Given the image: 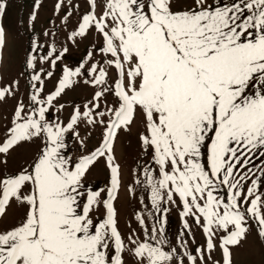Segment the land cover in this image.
Here are the masks:
<instances>
[{"label":"snow or ice","instance_id":"6c2138e0","mask_svg":"<svg viewBox=\"0 0 264 264\" xmlns=\"http://www.w3.org/2000/svg\"><path fill=\"white\" fill-rule=\"evenodd\" d=\"M89 3L95 7V0ZM4 10L0 3V13ZM90 25L103 35L100 51L113 57L106 63L114 65L121 76L115 92L119 107L108 109L112 118L101 146L73 165L61 149L65 147L64 133L77 123L80 112L76 110L63 127L44 120L45 107L39 108L38 116L25 117L23 104L17 106L0 153L42 134L46 143L31 171L0 179V215L13 198L28 206L19 226L0 232V264H123L120 253L125 246L112 204L120 183L112 142L119 129L130 126L138 109L145 119L140 140L145 149L152 148L159 166L158 180L145 172L152 186L153 206L159 210L162 190H167L169 201L178 195L182 217L193 216L198 225L203 219L209 259L216 247L213 237L221 230L226 233L219 247L223 264H231L230 249L247 238L249 218L264 240V199L254 192L257 180L244 194L241 180L247 174L239 179L234 175L237 169L251 172L250 157L264 149V0H232L221 5L193 0V7L183 11H173L172 0H106L102 15L85 14L73 35H83ZM4 35L0 27V46ZM28 66L32 67L31 58ZM92 71H96L95 65ZM79 72V68H65L47 102ZM105 76V69L100 68L92 83L102 84ZM32 79L39 81L40 76ZM249 88L257 89L254 96L246 94ZM11 94L8 87L0 89V99ZM38 94L36 89L31 100L35 102ZM101 95L96 92L94 99ZM85 109L83 116L95 123L87 104ZM205 145L206 166L200 162ZM105 155L111 170L108 199L103 201L107 215L94 223L90 212L99 204L100 192L88 191L81 208L85 196L81 181L96 159ZM259 171L264 175V166ZM28 185L31 191L25 194ZM222 186L228 189L227 202L214 195ZM241 199L248 202L243 211ZM137 219L143 224L139 214ZM184 226L188 227L187 222ZM129 240L135 245L134 255L142 262L147 259V264H171L176 255V249L169 253L147 241ZM110 243L115 255L109 258ZM196 251L203 264L202 250ZM185 255L196 264L195 256L187 251Z\"/></svg>","mask_w":264,"mask_h":264},{"label":"rangeland","instance_id":"374dc122","mask_svg":"<svg viewBox=\"0 0 264 264\" xmlns=\"http://www.w3.org/2000/svg\"><path fill=\"white\" fill-rule=\"evenodd\" d=\"M105 2L106 0H95L93 8L89 0H0L5 9L0 13V27L4 29L5 34L4 43L0 46V89L8 87L12 93L0 99V130L1 127L3 132L7 129L6 138L9 135L8 129L13 127L16 108L22 103L23 116H38L39 108L45 107L47 111L44 120L63 127L68 125L76 110L80 112L77 123L64 133L65 147L61 149V154L70 158L73 165L81 156L89 155L101 146L107 123L112 118L108 109L119 107L120 101L115 92L116 81L120 80L121 76L114 65L106 63L113 57L100 51L104 46V38L94 25H90L83 35L73 34L78 32L85 14L93 12L99 18L105 9ZM231 2L232 0H207L208 4L213 5ZM192 7L193 0H172L173 11L188 10ZM29 58L32 59V67L28 66ZM93 65L96 66L95 72L92 71ZM65 68L72 71L79 68L80 72L71 78L70 85L65 86L63 91L48 103L47 97L56 91ZM100 68H104L106 72L104 82L93 84L92 81L99 74ZM37 74L40 80L34 81L32 77ZM36 89H39V94L34 102L30 97L35 94ZM253 90L248 91V96H254ZM96 92H102V95L94 99ZM86 104L92 110L91 118L95 123H88V118L83 116ZM97 113L104 115L101 117ZM101 120L104 123H100ZM143 132L145 119L138 109L130 126L119 129L112 142L111 155L113 162L119 166L120 181L112 204L116 213V227L125 246L120 253L123 264H147V259L142 262L134 255L132 250L135 245L129 237L137 242L147 241L169 253L176 249L171 264H179L181 259L183 264H191L185 255L186 251L196 257V264H201L200 254L196 249H201L204 254L203 264H223L219 247L220 238L226 235L223 230L213 237L216 247L209 259L206 236L202 229L203 219L198 225L193 216L182 217L183 204L178 195L174 194L173 200L169 201L167 190H162L159 210L153 206L152 186L145 172L147 170L153 180L160 179V173L159 166L153 160L152 148L145 149L140 140V134ZM45 143V136L42 134L10 149L5 156L0 157V179L14 177L24 170L31 171V166ZM201 153L200 162L206 166V145L202 147ZM250 161L248 167L252 168V171L247 172L246 168L237 169L235 179L247 174V179L241 180L244 194L252 187V181L257 180L254 192L264 199V175L259 171V168L264 166V149H258L250 157ZM81 185L80 190L85 193L80 200L81 208L88 191L100 192V202L90 212V218L94 223H98L107 215L103 201L108 199L107 190L111 186L107 155L98 157L89 167ZM30 191L31 185L24 188L25 194ZM227 193V187L222 186L214 195L223 197L227 202ZM247 203L241 199L242 211ZM27 210L26 204L11 199L5 213L0 215V232L19 226L26 218ZM137 214L143 224L137 219ZM185 222L187 228L184 226ZM247 227V238L242 240L239 246L230 249L231 264H264V240L258 235V226L249 218ZM107 252L109 258L115 255V248L111 243Z\"/></svg>","mask_w":264,"mask_h":264}]
</instances>
